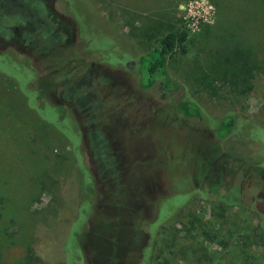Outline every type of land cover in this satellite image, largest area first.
<instances>
[{
    "label": "rangeland",
    "instance_id": "1",
    "mask_svg": "<svg viewBox=\"0 0 264 264\" xmlns=\"http://www.w3.org/2000/svg\"><path fill=\"white\" fill-rule=\"evenodd\" d=\"M183 31L178 87L147 88ZM229 115L262 152L264 0H0V264H264L263 156Z\"/></svg>",
    "mask_w": 264,
    "mask_h": 264
},
{
    "label": "trees",
    "instance_id": "2",
    "mask_svg": "<svg viewBox=\"0 0 264 264\" xmlns=\"http://www.w3.org/2000/svg\"><path fill=\"white\" fill-rule=\"evenodd\" d=\"M187 42L188 33L186 31L180 33H169L165 38L159 41L157 48L141 58V64L148 78L147 88L152 86L157 81H160L161 87L165 92H172L178 87V83L171 78L168 71V58L175 53L186 55L188 52ZM179 110L188 117L201 118L203 116L201 107L192 101L181 102ZM242 123L247 122L233 115L226 116L222 120L220 126L222 138L224 140H228L236 135L242 139L243 143L250 141L254 144V151L250 155L255 157L256 153H262L260 155L263 156L261 159L264 162V150L261 152L260 147L261 140L254 135L251 140L249 137L250 133L248 132L243 134V132L240 131ZM250 159L254 158L250 157ZM259 167L264 169V164H260ZM252 192L254 194L252 208L254 213L257 215L258 220L257 230L253 233V239L255 244L262 249L264 257V192L260 191L258 188H252ZM24 261L26 264H42L31 248L28 249V254Z\"/></svg>",
    "mask_w": 264,
    "mask_h": 264
},
{
    "label": "built area",
    "instance_id": "3",
    "mask_svg": "<svg viewBox=\"0 0 264 264\" xmlns=\"http://www.w3.org/2000/svg\"><path fill=\"white\" fill-rule=\"evenodd\" d=\"M198 8H200V7H198ZM204 8V7H203ZM194 13H196V12H194V10H191V14H190V19H192L193 21H192V25H191V27L193 28V29H197L198 27H199V25H200V17L202 16V17H204L205 16V18L207 19V15L208 14H210V10H207L206 12H201V10H198V14L197 15H199V16H197L196 14H194ZM192 17V18H191Z\"/></svg>",
    "mask_w": 264,
    "mask_h": 264
}]
</instances>
